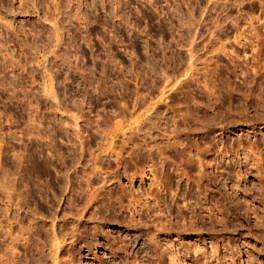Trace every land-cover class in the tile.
<instances>
[{"label": "rangeland", "instance_id": "rangeland-1", "mask_svg": "<svg viewBox=\"0 0 264 264\" xmlns=\"http://www.w3.org/2000/svg\"><path fill=\"white\" fill-rule=\"evenodd\" d=\"M69 1L56 0L57 5L55 0H0V74L5 71L2 61L6 57L16 59L23 72L18 88H25L32 100L22 106L25 109L0 100V264L15 253L18 264H27L22 254L30 246L31 251L53 253L54 232L65 239L56 259L62 264H126L127 260V264H153V241L146 226L139 229L136 221L130 226L127 220L133 210L123 213L118 207L119 202L127 204L118 199L122 190L145 196L152 175L147 171L148 177L141 179L136 171L141 165L148 168L152 158L158 174L169 176L161 178L162 185L170 187L164 191L165 205L172 216L176 206L181 207L185 218L172 219L163 207V216H171L172 230L155 233L148 224L150 218L140 217L150 233L157 234L161 248L177 249L181 264H217L224 248L240 253L247 264H264L262 1L244 0L229 8L231 17L217 28V38H210L207 32L201 39L196 36L198 20L215 17L223 0H153V5L147 0ZM172 1L181 5L176 16L163 10ZM214 2L216 8H212ZM221 43L225 46L219 51ZM189 46L193 54L188 73L192 77L187 74L175 80L189 64ZM174 54L180 57V69L172 64ZM205 78L216 94L198 91ZM135 90L141 98L132 106ZM120 102L125 103L124 112L114 117L112 111ZM105 116L113 118L105 134L113 136L111 144L116 149L124 146L126 136H132V142H127L117 161L105 165L108 175L91 177L92 188L80 196L75 176L81 174L80 166L92 154L104 153L86 147L78 158L76 136H105L98 126ZM22 122L28 127L23 128ZM19 130L24 133L17 135ZM176 140L184 143L181 154L185 158L197 159L200 153L206 165L201 178L197 168L186 167L177 157V149H162L167 141ZM224 152L227 156L223 157ZM181 171L187 173L179 175ZM5 191L11 194L10 203ZM90 191L97 194L94 201L88 198ZM111 204L119 208V217L107 209ZM25 227H30L29 237L23 235ZM11 238L17 241L14 250L9 247ZM122 243L129 246L119 248ZM186 246L189 252L180 249ZM198 247L206 252L205 258L194 256L192 250ZM47 260L51 264L49 257Z\"/></svg>", "mask_w": 264, "mask_h": 264}, {"label": "bare ground", "instance_id": "bare-ground-1", "mask_svg": "<svg viewBox=\"0 0 264 264\" xmlns=\"http://www.w3.org/2000/svg\"><path fill=\"white\" fill-rule=\"evenodd\" d=\"M58 1V0H57ZM69 1V0H68ZM145 1V0H144ZM167 1V0H166ZM169 1H171V0H169ZM187 1V0H186ZM189 1V0H188ZM242 1H244V0H223L222 2H220V3H218V6L219 7H217V6H215V4H216V2H214V4H213V6H212V8H216L217 7V9H218V12H216V16L215 17H212V18H208V19H205V20H203V21H201V22H199V20H198V25H200V27H199V31H197V33H196V36L199 38V39H201L203 36H204V34L205 33H207L208 32V34H209V37L211 38H217V36H216V34H217V28H219L220 27V25L221 24H223L226 20H229L230 19V17H231V15H230V10H228L229 8H231V7H237L238 5H240V3L242 2ZM262 2L260 3V6H261V9L263 10V12H264V0H261ZM70 2V1H69ZM173 2V3H172ZM172 2H170L171 3V5H166L164 8H163V10H164V12H165V14H169V15H171V16H176L177 14H178V11L180 10L179 9V6L181 7V5L179 4L178 5V3H176L175 1H172ZM190 2V1H189ZM55 4H59L58 2H56V0H55V2H54ZM79 3V2H78ZM77 3V4H78ZM121 3V2H120ZM147 3H149V4H155L156 2L155 1H153V0H147ZM166 3V2H165ZM181 3V2H180ZM117 4V3H116ZM122 4V3H121ZM148 4V5H149ZM187 5H188V3H186ZM190 4V3H189ZM120 5V4H119ZM118 5V6H119ZM144 5V4H143ZM186 5V6H187ZM56 6V5H55ZM79 6V5H78ZM117 6V9H119V7ZM156 6V5H155ZM56 9H57V6L55 7ZM135 8V7H134ZM146 9V8H145ZM155 9H156V7H155ZM209 9V8H208ZM210 9H211V7H210ZM58 10H59V8H58ZM78 10V9H77ZM76 12V11H75ZM79 12V11H78ZM143 12V11H142ZM180 12V11H179ZM80 13V12H79ZM144 13V12H143ZM54 15V14H53ZM76 15H78L79 16V14H77L76 13ZM75 15V16H76ZM81 15V14H80ZM83 15V14H82ZM82 15H81V17H82ZM47 16V15H46ZM55 16V15H54ZM45 17V16H44ZM77 17V16H76ZM81 17H77V18H81ZM122 17V16H121ZM178 17V16H177ZM84 18V16L82 17V19ZM51 19V18H50ZM53 19V18H52ZM55 19V18H54ZM84 19H86V18H84ZM45 20V19H44ZM81 20V19H80ZM46 21H48V20H46ZM56 21V20H55ZM83 21H85V20H83ZM194 21V23H196L195 22V20H193ZM57 22V21H56ZM87 22V21H86ZM70 23V22H69ZM84 24V23H83ZM90 24V23H89ZM197 24V23H196ZM87 25V24H86ZM82 26V25H81ZM85 26V25H84ZM193 26H195L194 24H193ZM196 27H197V25H196ZM195 27V28H196ZM254 27H252V29H253ZM84 29V28H83ZM193 30H194V28H193ZM192 31V30H191ZM195 31V30H194ZM259 31V30H258ZM190 32V31H189ZM193 32V31H192ZM241 33H243V32H240V34ZM192 34V33H191ZM193 35H194V33H193ZM239 35V34H238ZM256 35H259V34H256ZM241 36V35H240ZM239 36V37H240ZM260 36V35H259ZM258 36V37H259ZM86 39V38H85ZM194 39V38H193ZM197 39V38H196ZM241 39V38H240ZM258 39V38H257ZM209 40V39H208ZM214 40H216V39H214ZM260 40V39H259ZM261 42H263V41H261ZM261 42H259V44L261 43ZM191 43V42H190ZM258 44V43H257ZM263 45V44H262ZM220 46V48H218L219 49V51H221V50H224V46L225 45H223L222 43L219 45ZM258 46V45H257ZM261 47V46H260ZM259 48V47H258ZM262 48V47H261ZM263 48H264V46H263ZM259 51V50H258ZM261 51V50H260ZM187 53H188V59H189V61H188V65H186L185 67H183V69H182V73H180V74H178L177 73V75H175L174 76V79L175 80H178L177 78L178 77H180V76H186L187 74L189 75V70H190V66H191V64H190V59H191V56H192V48H191V46H189V48L187 49ZM262 53V52H261ZM8 56V55H7ZM172 56V64L173 65H176V66H180V64H179V62H180V57H179V55H171ZM260 58V57H259ZM260 60V59H259ZM261 61V60H260ZM259 61V62H260ZM3 63H2V65L5 67V68H3V69H5V71L2 73V74H0V100H3L4 102H7V104L9 103H13V104H16V106L17 107H19V108H21V109H25V108H22V106L24 107V105H27V104H31L32 103V100H28V96L25 94V88H22V87H20V88H18V82H19V79L22 77V65L16 60V59H14V58H12V57H10V56H8V57H6L5 58V61H2ZM261 64V63H260ZM263 64V63H262ZM261 64V65H262ZM260 65V66H261ZM178 66V67H179ZM173 67V66H172ZM181 67H182V65H181ZM262 67V66H261ZM174 68V67H173ZM173 68H172V70H173ZM177 68V67H176ZM260 68V67H259ZM262 68H264V65H263V67ZM179 69H180V67H179ZM179 69H176L178 72H179ZM258 69V68H257ZM175 70V71H176ZM262 70V69H261ZM174 71V70H173ZM262 75V74H261ZM49 77H51L50 75H49ZM189 77H192V74H190L189 75ZM263 77V76H262ZM50 79V78H49ZM51 80V79H50ZM50 83H51V81H50ZM198 83H200V81L198 82ZM197 83V86H200L199 84ZM202 83V82H201ZM260 83V82H259ZM211 84V83H210ZM208 84V80H206V78L204 79V82L202 83V85H201V87H199V92L200 93H205L207 96H210L211 94L212 95H214V94H216V92H217V90H215V89H212L210 86H212L213 84ZM50 85V84H49ZM51 86V85H50ZM210 87V88H209ZM204 88V89H203ZM205 88H207L208 90H205ZM262 88V87H261ZM49 89H52V86H51V88H49ZM221 92V91H220ZM21 94H22V96H21ZM261 94V93H260ZM125 95L123 94V92L121 91V98H123ZM26 98V99H25ZM140 98H141V93L139 92V90H135L134 91V96H133V100H132V106H134V105H136V103L140 100ZM122 99H120V101H121ZM124 102V101H123ZM10 105H12V104H10ZM16 106H14L15 108H16ZM28 106V105H27ZM11 107H13V106H11ZM118 109H115V110H113L112 112H113V116L115 117V116H117V115H119L120 113H122V112H124V108H125V103L124 104H122L121 102H120V105L119 106H116ZM14 109V108H13ZM18 109V108H17ZM16 109V110H17ZM21 109H19V110H21ZM8 111V110H7ZM10 112V111H9ZM8 112V113H9ZM14 112V111H13ZM24 112V111H23ZM6 113V112H5ZM18 113H21V112H18ZM17 113V114H18ZM25 113V112H24ZM11 114V113H10ZM22 114V113H21ZM13 115V114H12ZM20 115V114H19ZM10 116V115H9ZM14 116V115H13ZM16 116V115H15ZM140 116V115H139ZM7 117V116H6ZM5 117V118H6ZM23 117V116H22ZM21 116H20V118H22ZM138 117V116H137ZM10 118H11V116H10ZM15 118V117H14ZM17 118V117H16ZM6 119H8V118H6ZM12 119V118H11ZM10 119V120H11ZM138 119V118H137ZM184 119V118H183ZM5 120V119H4ZM10 120H8V121H10ZM16 120V119H15ZM25 120V119H24ZM6 121V120H5ZM21 121V120H20ZM113 121V118H111L110 119V116H105L103 119H102V122H101V125H99L98 124V126H102V128L100 129V133H102V132H104V134H105V130H106V128L107 127H109L110 126V124H111V122ZM135 121V120H134ZM140 121V120H139ZM138 120H137V122L136 123H138L139 122ZM264 121V120H263ZM10 122H14V121H10ZM118 122V121H117ZM8 123V122H7ZM21 123V122H20ZM25 123V122H24ZM119 124V123H118ZM8 125H12V124H8ZM14 125V124H13ZM16 125V124H15ZM25 126H23V122H22V127L24 128V127H28V124H27V126H26V124H24ZM17 127L19 126L18 125V123H17V125H16ZM9 127V126H8ZM12 127V126H11ZM20 127V126H19ZM18 127V128H19ZM115 127V126H114ZM117 127V126H116ZM6 128V127H5ZM14 128H15V126H14ZM13 128V129H14ZM12 129V130H13ZM28 129V128H27ZM10 130H11V128H10ZM15 131L17 130V129H14ZM13 130V131H14ZM20 130H21V127H20ZM19 130V133L17 132V135H21V134H23L21 131ZM8 131L9 130H7V133H8ZM14 131V133L16 134V132ZM25 131V130H24ZM1 132H2V130H1ZM7 133H2V134H7ZM14 134V135H15ZM182 133H179V135L178 136H175V137H177V138H179L180 137V135H181ZM184 134V133H183ZM7 136H8V134H7ZM9 136H12V132L11 133H9ZM1 137H2V135H1ZM14 137V136H13ZM13 137H10V138H13ZM112 138H113V136H106V134H105V136L104 135H102V136H76V139L78 140V143H79V148H80V150H79V153H80V155H79V157L78 158H81L82 157V155L84 154V149L86 150V147L87 148H91V147H93L94 146V148L98 151H100V153L102 152V153H104L102 156H98V154L99 153H94V154H92V157L90 158V159H87V160H85V161H83L84 163H83V165L82 166H80L81 168V174L79 175V173H77L78 175H75L76 177H77V184H76V191H77V193L81 196V195H84V194H86V193H88L89 192V188H92L91 187V184H92V179H91V177H93V179H94V177H100V176H102V177H100V178H103L104 177V175H106L107 173V171L105 172L104 170H106V169H104L105 168V165H110L112 162H114V161H117L118 160V158L121 156V153H122V151L121 150H124L123 148H124V146L127 144V142H132V136H126V142L124 143V146H120L121 148L119 149V148H117L116 149V147H114L111 143L113 142L112 141ZM109 139H111L110 140V142H108V140ZM1 140H2V138H1ZM125 141V140H124ZM106 142L107 143H109V146L108 147H104L105 146V144H106ZM148 143V142H147ZM49 144V143H48ZM184 144V143H183ZM182 144V141H180V140H176V141H173V142H169V141H167V143L164 145V147L162 148V149H164L165 150V148L167 149V148H170V147H173V148H175V149H177L178 151H179V153L180 154H178L177 155V157L178 158H180L181 160H183V162L185 163V166L186 167H191V168H197L198 169V171H197V173H198V175H199V178H201V176H200V173H203L204 174V172L202 171L201 172V170L202 169H204L205 168V163L201 160V158H200V153H198V158L197 159H194L193 158V156L191 157V156H189V157H187V158H185L181 153H182V151H183V148L181 147V145H183ZM134 145V144H133ZM135 146H136V144H135ZM158 146V145H157ZM162 146V145H161ZM150 147V146H149ZM136 148V147H135ZM172 148V149H173ZM245 148V147H244ZM93 149V148H92ZM94 149V150H95ZM150 149V148H149ZM174 149V150H175ZM89 150V149H88ZM133 150V149H132ZM132 150H131V152H132ZM154 150V149H153ZM177 150H175V151H177ZM87 151V150H86ZM97 151H95V152H97ZM134 151H136V149L134 150ZM149 151H151V150H149ZM181 151V152H180ZM137 152V151H136ZM160 153H162L163 151H159ZM138 153V152H137ZM131 154V153H130ZM132 154H133V152H132ZM139 154V153H138ZM137 154V155H138ZM151 154V153H150ZM196 154H197V152H196ZM203 154V153H202ZM219 154H220V152H219ZM218 154V155H219ZM221 154H222V152H221ZM226 154V152H224L223 153V157L224 156H227V154ZM247 155H248V153H247ZM138 156H140V155H138ZM253 156H255V155H253ZM150 157V156H149ZM221 157H222V155H221ZM104 158H106V161H105V159ZM152 158V157H151ZM246 158V157H245ZM251 158V157H250ZM121 159V158H120ZM119 159V162L121 161ZM78 160V159H77ZM151 160V164L150 165H148V168H147V166H143V165H141L140 166V169L139 168H137L136 170V172H138L139 171V173H138V175L140 174V175H142V177H141V179H143V176L144 177H148V174H147V171L152 175V181L151 182H149V185H148V187L146 188V194H145V196H143V194H140V192H139V195L138 194H136V196H134V192H125V191H121L120 192V194H119V196H118V199L121 201V200H123V199H125V200H127V204L126 205H124V204H122V202H119L120 204H119V210L121 211V212H123V213H126V212H130V211H132L133 210V212H131L130 214H131V217H130V219H126L128 222H129V224H130V226L133 224V222L134 221H136L135 223L136 224H138L137 226L139 227V229H141L143 226H146V228H144L146 231H147V234L149 233V238H150V240H152L153 241V245H151L153 248H151L150 247V249H151V251L153 252V254L155 255V259H154V261H153V264H166L165 263V261H166V257H167V255H168V259H169V264H181L180 263V261H179V259H178V251H177V249H170L169 248V250H172V251H169L168 250V247L167 248H161V241L159 242V240L157 239V234H155L156 232H158V233H161V232H163V230L165 229L166 231L168 230V232L170 233V231L169 230H172L171 228V226H173V224H172V219L174 218H177L178 220H180V219H182V217L184 218V215H182L183 214V209H181V207H179V206H176V214H174L173 216H172V211L170 210V208L169 207H167V205H165V199H164V197H165V195L166 194H164V191L165 192H168V191H170V187H168V186H165V185H162V183H161V178H163V177H165V178H168L169 176L168 175H165L166 174V172H164V173H161L160 175L158 174V166H157V162H154L153 161V158L152 159H150ZM76 161V160H75ZM118 162V163H119ZM163 163L165 162V161H162ZM64 163V162H63ZM78 163H79V161H78ZM121 163V162H120ZM161 163V162H160ZM73 164H74V161H73ZM77 164V163H76ZM259 164V163H258ZM1 165V164H0ZM112 165V164H111ZM162 165V164H161ZM257 165V164H256ZM79 166V165H78ZM258 166V165H257ZM260 166V165H259ZM107 167V166H106ZM118 167V166H117ZM264 167V166H263ZM2 169V168H1ZM107 169H108V167H107ZM261 169V168H260ZM259 169V170H260ZM264 171V170H263ZM7 173V172H6ZM74 173H75V171H74ZM106 173V174H105ZM160 173V172H159ZM187 173V172H186ZM185 172H182L181 171V173H179V175H181V174H186ZM262 173V172H261ZM258 174H259V172H258ZM7 175V174H6ZM108 175V174H107ZM115 175V174H114ZM132 175H134V176H136L137 175V173H134L133 172V174ZM131 175V176H132ZM182 175V176H183ZM202 175V174H201ZM205 175V174H204ZM168 176V177H167ZM203 176V175H202ZM5 177V176H4ZM115 177V176H114ZM107 178V177H106ZM133 178V177H132ZM262 178V177H261ZM1 179V178H0ZM197 179H198V177H197ZM94 181V180H93ZM200 181V180H199ZM197 182V181H196ZM260 183V182H259ZM3 183H1V185H2ZM5 186V185H4ZM93 186V185H92ZM11 186H9V188H10ZM8 188V187H7ZM7 188H6V190H7ZM13 189V187L11 188V190ZM95 189H96V187H95ZM3 190H5L4 188H3ZM8 190H10V189H8ZM91 190V189H90ZM144 191H145V189H144ZM6 192V191H5ZM15 192V191H14ZM91 192V191H90ZM94 191H92L91 193H90V197H88V198H90L89 200H91V201H94V198H96V196H97V194L96 193H93ZM6 193H8V192H6ZM128 193H130V194H128ZM13 194V193H12ZM10 193H8V203H10V199H11V197H10ZM78 195V196H79ZM88 195V194H87ZM7 196V195H6ZM89 196V195H88ZM112 196V195H111ZM18 197V196H17ZM6 198V199H7ZM87 198V197H86ZM88 200V199H87ZM101 200V199H100ZM70 202V201H69ZM7 203V202H6ZM97 203V202H96ZM112 205V204H111ZM186 205H184V207H185ZM163 207H165L166 208V210L169 212V214H171V216H172V219L169 217V218H167L166 216L164 217L163 215V210L165 209V208H163ZM187 207V206H186ZM117 208L115 207V205H112V207H107V209H109V211H111L112 210V212H114V213H112V214H114V216L113 217H115V218H117V217H119L118 215H117V211H119V210H117ZM106 209V210H107ZM114 210V211H113ZM151 210H154L155 211V215H152V214H150V211ZM6 211V210H5ZM9 211V210H8ZM78 211V210H77ZM152 212V211H151ZM93 213H96V212H93ZM136 213V215H139V218L138 219H135V216H134V214ZM185 213V212H184ZM111 214V215H112ZM144 214V215H143ZM146 214V215H145ZM168 214V213H167ZM221 214V213H220ZM91 215V214H90ZM147 216V217H149L150 219H148V224L149 223H151V228H152V230L154 229L155 230V233H150L151 232V230H149V226H148V224L146 223V225L144 224V222L141 220V216ZM121 216V215H120ZM125 216V215H124ZM142 216V217H143ZM152 216V217H151ZM222 216V215H221ZM94 217V216H93ZM101 217V216H100ZM162 217L164 218V220L162 219ZM98 218V217H97ZM102 219V218H101ZM123 219H124V217H123ZM185 219V218H184ZM191 219V218H190ZM224 219V218H223ZM96 220H98V219H96ZM105 220V219H104ZM113 220H114V218H113ZM164 222H163V221ZM176 220V219H175ZM178 220H177V222H178ZM183 220V219H182ZM222 220V219H221ZM99 221V220H98ZM119 221V220H118ZM124 221V220H123ZM127 221H125L126 223H127ZM226 221V220H225ZM224 221V222H225ZM116 222V221H115ZM125 222H123V223H125ZM176 222V223H177ZM180 222V221H179ZM178 222V223H179ZM219 222V221H218ZM221 222V221H220ZM34 223V222H33ZM135 223H134V226H135ZM178 223H177V225H178ZM192 223V222H191ZM222 223H223V220H222ZM35 224V223H34ZM184 224V223H183ZM221 224V223H220ZM31 225V224H30ZM30 225H28V226H30ZM33 225V224H32ZM36 225V224H35ZM126 225V224H125ZM192 225V224H191ZM224 225H225V223H224ZM34 226V225H33ZM32 226V227H33ZM127 226H129L128 224H127ZM136 226V227H137ZM2 227V226H1ZM39 227V226H38ZM192 227V226H191ZM29 228L30 227H25V228H23L22 230L24 231L23 232V235H24V233L26 234L27 232H29L28 230H29ZM174 228V227H173ZM181 228V227H180ZM186 228V227H185ZM196 228V227H195ZM199 228H201V227H199ZM2 229V228H1ZM32 229V228H31ZM37 229V228H36ZM143 229V230H144ZM192 229V228H191ZM174 230V229H173ZM182 230V229H181ZM194 230V229H193ZM183 231V230H182ZM188 231V230H187ZM22 232V231H21ZM35 233L37 232V231H34ZM73 232V231H72ZM80 232V231H79ZM16 233V232H15ZM9 234V233H8ZM14 234V233H13ZM19 234H21V233H19ZM29 234V233H28ZM28 234H26L27 236H28ZM32 234V233H31ZM37 234V233H36ZM65 234V233H64ZM67 234V233H66ZM142 234V233H141ZM10 236L12 235V232L10 231V234H9ZM35 235V234H34ZM49 235V234H48ZM59 234H56L55 232H54V236H53V244H52V247L53 248H55L56 250L55 251H53V253H52V251L51 252H49V251H47L48 252V254L45 252V250L44 249H34V251H31L30 250V247L29 248H25V246H22V247H24L25 249H26V253H25V255L24 254H22L23 256H24V262L25 263H27V264H48V257L50 258V260L49 261H51V264H60L61 262H60V259L59 260H56V259H58L57 258V253H58V249L59 248H61L60 246L62 245V242H64L65 241V239L63 238V241L61 240L62 239V237H61V239H60V236H58ZM61 235V234H60ZM81 235V234H80ZM137 235V234H136ZM177 235V234H176ZM16 236V239H18V236L17 235H15ZM14 236V237H15ZM148 236V235H147ZM156 236V237H155ZM20 237H21V235H20ZM19 237V239H26V238H24V236H22V238H20ZM26 237V236H25ZM29 237V236H28ZM107 237V236H106ZM34 239H35V237H33ZM136 238V237H135ZM12 239V238H11ZM16 239H12L13 240V242H10L11 244L9 245V247L11 248V250H14V248H17L16 246H15V241H16ZM28 239V238H27ZM117 239V238H116ZM125 239V238H124ZM124 239H122V240H124ZM28 240H30V239H28ZM28 240H25V241H27V243L29 242ZM121 240V241H122ZM132 240V239H131ZM17 242V241H16ZM33 242V241H32ZM147 242V241H146ZM149 242V241H148ZM147 242V243H148ZM217 242V241H216ZM100 243V242H99ZM121 243V242H120ZM20 244H21V242H20ZM23 245H24V243H22ZM25 244H26V242H25ZM44 244V243H43ZM145 244V243H144ZM180 244V243H179ZM212 244V243H211ZM216 244V243H215ZM27 245H30V243L29 244H27ZM32 245V244H31ZM33 245H34V243H33ZM32 245V246H33ZM94 245V244H93ZM119 245V244H118ZM142 245V244H141ZM181 245V244H180ZM42 246V245H41ZM63 246V245H62ZM125 246H129V245H124L123 243H122V245H120V247L119 248H125L126 249V247ZM148 246V245H147ZM169 246V245H168ZM6 247V246H5ZM8 247V248H9ZM37 247V246H36ZM39 247V246H38ZM44 247V246H43ZM42 247V248H43ZM169 247H171V246H169ZM212 248L214 247V245H212L211 246ZM237 247V246H236ZM215 248H217V246H215L214 247V249ZM229 248V247H228ZM19 249V248H18ZM18 249H16V250H18ZM116 249V248H115ZM124 249V250H125ZM180 249H182L184 252H189V250H190V247H188V246H186V247H181ZM218 249V248H217ZM216 249V250H217ZM229 249H231V248H229ZM239 249V248H238ZM244 249V248H243ZM6 250V249H5ZM8 250V249H7ZM10 250V249H9ZM54 250V249H53ZM110 250V249H109ZM121 250V249H120ZM149 250V246H148V249H147V251ZM145 251H146V249H145ZM150 251V250H149ZM148 251V252H149ZM233 251V250H232ZM232 251H230V252H232ZM235 251V250H234ZM232 252V253H230L229 252V250L226 248H224V250L222 251L223 253L221 254V255H219L218 254V256H217V259H218V261H217V264H247V262L248 261H245V260H243L242 259V256H241V254L239 253H235V252ZM248 251V250H247ZM7 252V251H6ZM10 252V251H9ZM24 252V251H23ZM192 252L194 253V256H196V257H198L200 254H202L203 256L206 254V252H204L203 250H201L199 247H198V249L197 248H193V250H192ZM213 252H215L214 250H213ZM213 252H212V254H213ZM217 252V251H216ZM241 253H242V251H240ZM4 253V252H3ZM211 253V252H210ZM13 254V253H12ZM11 254V255H12ZM16 254V253H15ZM15 254H13V257L12 258H10L11 260H9V258H5L4 256V258H5V260L6 259H8L9 261H11V263L10 264H13L14 262L16 263L17 262V264L19 263V260H17L16 261V255ZM18 254H19V252H18ZM52 254H53V256H52ZM248 254V253H247ZM5 255V254H4ZM69 255V254H68ZM120 255V254H119ZM147 255H149V254H147ZM243 255V254H242ZM2 255H0V257H1ZM7 256V255H6ZM20 257H22L21 255H19ZM19 256H18V259H19ZM206 256H207V254H206ZM9 257V256H8ZM249 258H250V256H248ZM63 258V257H62ZM71 258V257H70ZM204 258H205V256H204ZM216 258V257H215ZM21 259V258H20ZM136 259V258H135ZM211 259H213V258H211ZM2 260V259H1ZM216 260V259H215ZM250 260V259H249ZM7 261V260H6ZM9 261H7V262H9ZM62 261V260H61ZM130 261V260H129ZM245 261V262H244ZM1 262V261H0ZM5 262V261H4ZM7 262H5V263H7ZM64 262H66V261H64ZM127 262H128V260H127ZM127 262H126V264H127ZM251 262H253V261H251ZM4 263V264H5ZM14 263V264H15ZM62 263H63V261H62ZM61 263V264H62ZM69 263V262H68ZM131 263V262H130ZM129 263V264H130ZM141 263V262H140ZM140 263H138V264H140ZM2 264V263H1ZM67 264V263H66ZM120 264H122V263H120ZM137 264V263H136ZM203 264H206V261H204L203 262ZM248 264H250V263H248Z\"/></svg>", "mask_w": 264, "mask_h": 264}]
</instances>
